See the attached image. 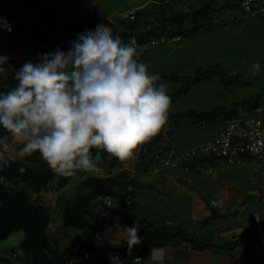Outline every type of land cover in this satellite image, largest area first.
Here are the masks:
<instances>
[{"label":"crops","instance_id":"0c3cea01","mask_svg":"<svg viewBox=\"0 0 264 264\" xmlns=\"http://www.w3.org/2000/svg\"><path fill=\"white\" fill-rule=\"evenodd\" d=\"M240 2L46 0L45 4L54 11L53 21L57 25L72 21L80 28H87L97 20H104L113 32L126 34V38H121L123 41L131 33L141 34L166 27L170 32H165L137 59L148 66L150 73L159 75L156 83H163L168 91V83L173 81L169 76L188 80L197 70L215 64L230 75H238L253 74L251 65L259 62L261 74H264V16L245 12ZM201 8L204 9L199 14H194ZM124 12H130L134 18H123L121 14ZM174 16H182L183 28L196 25L197 30L188 35L174 34L176 24L170 23ZM176 36L180 39H171ZM57 37L71 44L72 34ZM246 65L250 66V71ZM217 80L214 76L199 83L209 81L220 86ZM211 105L210 109L213 108ZM257 108L260 110L239 108L238 115L246 112L264 120V96H260ZM223 123V118L209 124L180 122L170 136L163 134L157 148L152 147L149 164H145L149 149L145 144L140 145L130 159L124 160L121 168L110 169L107 162L98 164L99 171L92 174L110 175L121 170L130 173L135 181L131 186L137 202L135 214L138 221L148 219L169 227H181L196 238L191 242L175 237L154 247L139 261L129 258L124 264H264V160L244 157L239 163L226 164L213 159L203 165L206 170L211 168L208 173L199 169L197 161L164 167L153 159L154 153L166 150H173L181 156L187 149L216 137ZM163 129H168L167 123ZM41 193L45 203L47 195L44 190ZM210 199L221 200L222 207H210ZM109 207H113L112 202L95 203L91 216L97 229L95 237L112 245H126L123 229L127 225L121 215ZM212 215L216 217L203 225ZM92 252L97 258L106 256Z\"/></svg>","mask_w":264,"mask_h":264},{"label":"clouds","instance_id":"9594fccd","mask_svg":"<svg viewBox=\"0 0 264 264\" xmlns=\"http://www.w3.org/2000/svg\"><path fill=\"white\" fill-rule=\"evenodd\" d=\"M0 27L12 30L6 20ZM70 43L25 62L18 83L0 91V126L65 177L96 168L93 148L130 159L162 130L171 104L159 75L138 61L134 38L124 42L98 24ZM9 59L0 54V75ZM260 67L252 63L253 75ZM138 232V225L123 229L129 249L140 243Z\"/></svg>","mask_w":264,"mask_h":264},{"label":"trees","instance_id":"16d2710c","mask_svg":"<svg viewBox=\"0 0 264 264\" xmlns=\"http://www.w3.org/2000/svg\"><path fill=\"white\" fill-rule=\"evenodd\" d=\"M203 9L196 10L194 14H199ZM53 14L54 11L50 6L46 4L40 6L35 1L22 0L18 7H13L5 0H0V23L6 20L12 29L9 32L6 28L0 27L2 45L9 44L14 50L18 49L20 45L25 47H28V45L29 47L42 45L55 51L57 48L67 51L71 48V44L61 41L57 35L83 33L92 25L87 28H80L72 21H65L63 24L57 25L53 21ZM33 17L35 18L32 19ZM181 18L182 16H174L170 21L171 24H176L174 34L184 33L188 35L197 30L198 26L196 25L188 29L183 28ZM104 22L105 26L110 27L109 23ZM167 31L170 32L166 27H160L158 30L152 29L141 34L131 33L130 35L135 34L140 40L151 38L159 40ZM113 34L119 35L121 38L126 36L125 33L117 34L113 32ZM2 54L5 55L4 52ZM27 61L36 63L38 58L26 55H21V57L13 56L2 66L9 72V69L20 68ZM228 75L232 79L237 78L235 82L239 81V75L228 74L219 64L197 70L190 79L185 80L183 87L177 91L167 93L171 100L170 105L189 90L190 84L214 76L224 81ZM169 78L173 80L179 79L178 76H169ZM249 83L241 81L242 86ZM7 88L10 87H0V91H5ZM260 96L257 94L254 98L234 102L229 107L217 106L210 112L190 109L170 113L167 120L168 129L164 130L162 128L157 135L145 143V146L149 147L146 153L152 152V147L157 148L163 134L170 136L174 127L180 122L188 121L191 124H208L220 118L224 120L232 118L238 116L239 108L256 109ZM12 138L15 137L0 126V142L8 141ZM16 144L20 145L18 146L20 148L19 151H16L12 156L8 155L10 156L9 158L0 159V241L7 239L15 231H22L23 239L20 242V249L23 254V264H64L84 251H94L104 256L113 253H126L129 248L128 245H112L95 237L97 229L91 219V207L95 203L106 201L107 198H109V202L106 201L108 204L113 203V207H109L110 210L121 215L127 227L139 226L140 243L133 246V248L140 257L147 256L151 249L162 246L175 237H181L191 242L196 241L195 237L188 235L181 227H169L148 219L137 220L135 214L137 202L132 189L127 190V186H131L135 181L130 177V173L127 170H121L110 175L87 174L85 170H78L76 174L65 177L55 173L38 152L24 153L22 151L23 142L16 141ZM163 152L154 153L153 159L156 154ZM91 156L93 159L100 157L99 164L107 162V166L110 169L121 168L124 161L112 156L103 149L93 148ZM208 161L209 159H201L197 162L200 165H204ZM75 177H81L77 184L79 193L73 197L60 195L59 193ZM53 180L54 182H52ZM43 190L46 195L50 193L52 197L56 196V206L62 213V225L64 227L88 229L90 231L89 238L84 243L82 242L79 247L69 246L61 249L57 239L54 238V234H49L51 211L48 205L43 202L41 193ZM214 217L216 216L212 215L205 219L203 225L208 224L210 219ZM81 239L79 238L78 240L81 242ZM11 254L13 257L17 256L14 249L11 250ZM0 260L3 261L2 264L9 262V259L0 258Z\"/></svg>","mask_w":264,"mask_h":264},{"label":"rangeland","instance_id":"374dc122","mask_svg":"<svg viewBox=\"0 0 264 264\" xmlns=\"http://www.w3.org/2000/svg\"><path fill=\"white\" fill-rule=\"evenodd\" d=\"M31 1L37 2L40 6L46 3V0ZM7 2L13 7H18L22 0H7ZM34 18L35 17L32 19ZM35 46L37 48L29 47V45L28 47L20 45L18 49L14 50L9 44L2 45V39H0V54L4 52V54L8 57H21V55H26L33 58H38V54L55 52V50L48 49L42 45ZM249 67L250 66L246 65L247 71L251 70ZM19 69L20 68H12L9 69V72L5 73V75H0V87L6 88L15 86L18 82L14 79V76L15 72ZM261 73V70H259L257 73H255V75L247 74V72L244 74H238V82H235V80L237 81V78L232 79L228 75L229 77L227 76L224 81L217 80V82L221 84L220 86H216L215 83L209 81H206V83L196 82L190 84V90L178 98L172 105H170L168 114L178 111H186L193 108H202L201 110H198L200 112H210L217 106L222 105L224 107H229L234 102H240L244 99L254 98L257 94L264 96V74ZM179 79L169 81V90L167 93L177 91L184 86L185 80ZM241 81H247L250 83L242 86ZM211 103L213 104L211 105ZM210 105L213 107L212 109L209 108ZM217 123H219V121H217ZM16 141L19 140L12 138L11 140H4L3 142H0V159H5L7 157L9 158L10 156L14 155L16 151H19L20 148L18 146L20 145H18L19 143L16 145ZM149 156L150 153H147L145 156V164H149ZM93 162L96 164V168L86 171L87 174H92L93 172L99 171L98 164L100 163V157L93 159ZM80 179L81 177L73 178L59 194L68 197H73L78 194L79 190L77 189V184ZM52 182H54V180ZM45 203L48 205L51 211V221L48 232L49 234H54V238L57 239L58 245L61 249L69 246L79 247L82 242L84 243L85 240L89 238L90 231L88 229L67 228L62 225V213L60 209H57L56 196L52 197L50 193L47 194ZM94 209L95 205L91 207V211H94ZM79 238H82L81 242L78 240ZM22 239L23 232L15 231L7 239L0 241V258L9 259L8 263H5L4 261L5 264H23V254L22 250L20 249V242ZM12 249L15 250V253L17 254L16 257L12 256ZM99 255L100 254H98V256ZM2 263L3 261L0 260V264Z\"/></svg>","mask_w":264,"mask_h":264},{"label":"built area","instance_id":"2783aa9c","mask_svg":"<svg viewBox=\"0 0 264 264\" xmlns=\"http://www.w3.org/2000/svg\"><path fill=\"white\" fill-rule=\"evenodd\" d=\"M240 6L251 15L264 16V0H241ZM121 15L123 18H134L130 12H124ZM98 24L105 25V22L97 21L87 30H94ZM77 34L72 35V41L77 38ZM132 38L136 41L138 55L143 54L159 41L155 38L140 40L135 34H132L124 42L130 41ZM171 39L179 40L180 36ZM255 110L259 111L260 109L256 108ZM246 156L254 160H264V121L261 117L249 116L243 112L238 116L225 119L221 130L213 140L187 149L181 156L173 150H166L161 154H156L154 160L164 167H176L182 162L201 159H218L226 164H236ZM199 169L208 173L212 171L211 168L206 170L203 165H200ZM131 189V186H127V190ZM106 201L109 202V198ZM209 206L221 208L222 202L210 199ZM123 242L128 245L126 239ZM129 258L134 261L140 260V256L136 254L133 247L128 248L124 254L113 253L103 258H97L93 252L84 251L64 264H124Z\"/></svg>","mask_w":264,"mask_h":264}]
</instances>
